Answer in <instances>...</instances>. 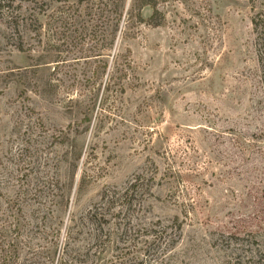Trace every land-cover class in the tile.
Returning <instances> with one entry per match:
<instances>
[{
  "label": "rangeland",
  "instance_id": "1",
  "mask_svg": "<svg viewBox=\"0 0 264 264\" xmlns=\"http://www.w3.org/2000/svg\"><path fill=\"white\" fill-rule=\"evenodd\" d=\"M116 2L0 0V264H264V0Z\"/></svg>",
  "mask_w": 264,
  "mask_h": 264
},
{
  "label": "trees",
  "instance_id": "2",
  "mask_svg": "<svg viewBox=\"0 0 264 264\" xmlns=\"http://www.w3.org/2000/svg\"><path fill=\"white\" fill-rule=\"evenodd\" d=\"M126 4L127 0H118L115 5L112 4L114 12L111 13L109 18L112 36L110 40L111 48L117 39V35L121 32L120 25L122 23H125L129 29H132L137 23H145L153 28H157L162 26V22L165 19L158 7V0H131L129 7ZM145 8L152 10V14L148 19H145L143 16V10Z\"/></svg>",
  "mask_w": 264,
  "mask_h": 264
}]
</instances>
